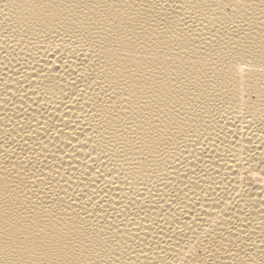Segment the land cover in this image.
Returning <instances> with one entry per match:
<instances>
[{"label": "bare ground", "instance_id": "6f19581e", "mask_svg": "<svg viewBox=\"0 0 264 264\" xmlns=\"http://www.w3.org/2000/svg\"><path fill=\"white\" fill-rule=\"evenodd\" d=\"M0 264H264V0H0Z\"/></svg>", "mask_w": 264, "mask_h": 264}]
</instances>
